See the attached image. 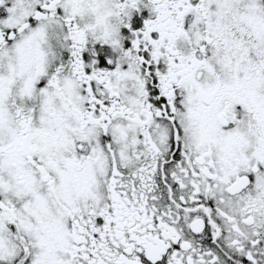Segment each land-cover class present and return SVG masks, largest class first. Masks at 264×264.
<instances>
[{"label": "snow or ice", "instance_id": "obj_1", "mask_svg": "<svg viewBox=\"0 0 264 264\" xmlns=\"http://www.w3.org/2000/svg\"><path fill=\"white\" fill-rule=\"evenodd\" d=\"M0 264H264V0H0Z\"/></svg>", "mask_w": 264, "mask_h": 264}]
</instances>
